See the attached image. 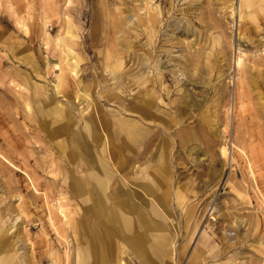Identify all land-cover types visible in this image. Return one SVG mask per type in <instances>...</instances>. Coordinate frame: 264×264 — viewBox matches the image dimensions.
Wrapping results in <instances>:
<instances>
[{"label":"rangeland","instance_id":"1","mask_svg":"<svg viewBox=\"0 0 264 264\" xmlns=\"http://www.w3.org/2000/svg\"><path fill=\"white\" fill-rule=\"evenodd\" d=\"M105 169L162 193L167 264H264V0H0V263L96 264L84 225L116 227L82 195Z\"/></svg>","mask_w":264,"mask_h":264},{"label":"crops","instance_id":"2","mask_svg":"<svg viewBox=\"0 0 264 264\" xmlns=\"http://www.w3.org/2000/svg\"><path fill=\"white\" fill-rule=\"evenodd\" d=\"M118 133L120 132L119 131L117 133L112 132L110 134L112 141L114 140L115 142L117 141V144L114 145L111 148V150L117 147V145L119 144L120 134ZM91 134L94 135L95 138ZM89 135L92 141H96L99 138V134H97L93 130L89 132ZM83 149L86 151H91L89 145H85ZM132 154H133L132 152L129 153V157H128L129 159L124 166L121 167L117 165L116 162V165L118 166L119 169L120 168L124 169V167L130 165V161L132 160ZM92 162L94 163V166L98 165L97 162H95V160ZM91 172L92 171H89L87 173V176L90 178V180L87 182L85 181L86 189L82 196L87 199L86 202L88 203L89 207L97 214V216L103 221L104 220L108 221V219L106 218V208H112V207L108 205L106 199L112 198L116 203L115 205H117L113 209H116L122 214H127V213H131V211H125L126 208H135L132 212L137 215V218L140 221L139 227H135L133 225L131 231H128L127 233L124 231L122 227H120V225L108 221L112 223L114 227L117 226V228L113 231L114 233L112 232V234L108 237V240H106V238H102V237L100 238L99 233L96 234L95 232L92 233L93 231L91 227L90 226L87 227V223H86V225H84L85 231L87 232V230L90 229L89 233H87V236L90 235L89 236L90 238L92 237L93 240H97V244L96 241L93 243V245H95L93 247V250L96 256L95 257L96 264H126L125 262H123L122 258H119V260L116 259V256L119 257L121 253L126 249H130L133 255L137 257L138 260L137 264H167V258H169V244L171 242L170 236L167 234L166 228L163 226L162 222L159 219V217H163V215H161V213L158 211L155 205V202H157L162 207V210L167 209V202L164 199L162 193L156 191L154 185L146 182L140 184L142 188L140 192H143L144 194L141 196L138 193L139 190L133 189L132 193L131 191H127V189H125L124 187L125 183L124 185H118V187L115 188L114 190L107 191L105 190L104 183L105 181H108L110 179V177L112 176L111 173L107 172V170L105 169L104 171L105 175L103 176L105 179H103L102 177L98 176L97 173L95 174L94 172L93 174H95L96 176L92 178V176H90L89 174ZM105 172L109 173L107 179H106L107 174ZM136 183H138V181H136ZM132 194L134 199L139 198L141 200V203L138 206H133L132 203L130 202V198L132 200L131 197ZM99 199H101V201H99ZM145 214L146 215L154 214L159 217H157V219L156 218L147 219ZM148 225H150L152 228H148L147 227ZM141 231H144V233H142L143 242L141 245L142 247H140L141 249L138 250L136 247L133 246V243L130 244L125 238L126 236H137ZM148 245H152V249L148 248L147 247ZM22 262L23 260L20 261L21 264ZM127 264H132V263L129 262Z\"/></svg>","mask_w":264,"mask_h":264},{"label":"bare ground","instance_id":"3","mask_svg":"<svg viewBox=\"0 0 264 264\" xmlns=\"http://www.w3.org/2000/svg\"><path fill=\"white\" fill-rule=\"evenodd\" d=\"M158 7V6H157ZM157 7H155V8H157ZM154 10V9H153ZM151 13V12H150ZM159 13V12H158ZM146 18V17H145ZM139 20V19H138ZM146 20V19H145ZM144 20V21H145ZM158 20V14H156V15H153L152 16V18H148V24H149V26H150V29H151V27H152V29H154V25L156 24V22H158L157 21ZM126 21V20H125ZM143 21V20H142ZM143 21V23H145ZM135 22V21H134ZM138 22V21H137ZM140 22V21H139ZM142 24V23H141ZM145 25H146V23H145ZM145 25H143V27L145 26ZM158 24H156V26H157ZM148 26V25H147ZM156 28V27H155ZM144 29V28H143ZM190 29V28H189ZM140 30V29H139ZM144 31V30H143ZM155 32V31H154ZM146 38V37H145ZM149 38V37H148ZM148 43V42H147ZM140 46H142V45H140ZM145 46H146V44H145ZM153 46V45H152ZM144 47V46H143ZM240 51V50H239ZM136 53V52H135ZM139 53V52H138ZM138 53H136L137 55H138ZM143 53V52H142ZM240 54V53H239ZM243 54V53H242ZM139 55H141V54H139ZM138 55V56H139ZM241 55V54H240ZM137 56V57H138ZM142 58L139 60V63H141L142 64V62H144L143 61V56H141ZM140 58V57H139ZM147 63V62H146ZM143 65V64H142ZM142 65H140V67H142ZM144 66V65H143ZM143 70V67L141 68V71ZM144 72V71H143ZM147 74V73H146ZM142 77H144L143 76V74H142ZM145 88V87H144ZM144 88H142V94H144L145 95V92H144ZM141 94V95H142ZM149 95V94H148ZM140 100V99H139ZM146 100V99H145ZM149 100V99H148ZM151 100V99H150ZM153 100V99H152ZM141 101L143 102L144 101V99L142 100L141 99ZM148 102V101H147ZM153 104V103H152ZM140 115H141V118H142V120H145L146 118H147V115H148V110H147V108H146V104H145V102H143V105H142V109H141V112H140ZM140 129V128H139ZM121 131V132H120ZM119 132L120 133H118V134H120L119 135V144L117 145V147H115V148H113L111 151L113 152V155L116 157V159H117V165H119V166H124L126 163H127V161H128V157H129V153H130V150H131V139H133V138H131L132 136H131V131H129V130H127V128H125V129H123V130H120ZM144 134V133H143ZM92 135V134H91ZM94 138H95V136L94 135H92ZM117 137V136H116ZM115 138V137H114ZM83 142V141H82ZM87 145V144H86ZM147 145V144H146ZM145 145V146H146ZM90 147V146H89ZM149 150V149H148ZM222 153H225V147H222ZM98 164V163H97ZM98 167H99V165H97ZM96 167V166H95ZM95 174H96V172H94ZM106 173V172H105ZM90 174V176H92V178L94 177V176H96L95 174H93V172H91V173H89ZM88 174V175H89ZM107 174V177H106V179L108 178V176H109V173H106ZM95 179H96V177H95ZM114 180V179H113ZM81 181V180H80ZM147 185V184H146ZM83 187V186H82ZM102 189V188H101ZM142 189V188H141ZM153 189V188H152ZM85 190V189H84ZM144 190V189H143ZM149 190V189H148ZM148 190H146V191H148ZM150 191V190H149ZM87 192V191H86ZM144 193H145V191H144ZM148 193V192H147ZM99 201H101V199H99ZM106 216H108V219H109V221H111L112 223L114 222V223H116V224H118V225H120V227H122L123 229H124V231L127 233L128 231H131V229H132V226L134 225V221H133V219L131 218V217H129L128 215H126V214H122L121 212H119V211H117L116 209H113V208H106ZM146 219V218H145ZM143 220V219H142ZM145 222V221H144ZM119 227V226H118ZM148 228H152L150 225H148L147 226ZM116 228H117V226H116ZM144 230V229H143ZM147 231V230H146ZM149 231V230H148ZM156 232V231H155ZM142 233H144V231H141L137 236H126V238L125 239H127V241L131 244V243H133V246L134 247H136L138 250H140L141 248L140 247H142L141 245H142V242H143V237H142ZM96 234V233H95ZM151 234V233H150ZM160 234V233H159ZM164 234V233H163ZM155 235V234H154ZM161 235V234H160ZM97 236V235H96ZM165 236V235H164ZM16 240V239H15ZM11 241V240H10ZM150 244V243H149ZM148 248H150V249H152V245H148L147 246ZM156 247H158V246H156ZM160 250V249H159ZM10 251V250H9ZM14 253V252H13ZM11 255V254H10ZM195 256H197V255H195ZM8 257V256H7ZM96 257V256H95ZM213 258V257H212ZM6 260V257L5 258H2V260H1V263L0 264H5V262H7V261H5ZM11 261V260H10ZM9 262V261H8ZM145 263V262H144Z\"/></svg>","mask_w":264,"mask_h":264}]
</instances>
